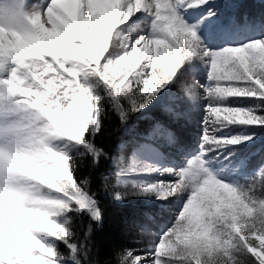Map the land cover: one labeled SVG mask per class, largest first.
Here are the masks:
<instances>
[{
  "label": "snow or ice",
  "instance_id": "6c2138e0",
  "mask_svg": "<svg viewBox=\"0 0 264 264\" xmlns=\"http://www.w3.org/2000/svg\"><path fill=\"white\" fill-rule=\"evenodd\" d=\"M0 264H264V3L0 0Z\"/></svg>",
  "mask_w": 264,
  "mask_h": 264
},
{
  "label": "trees",
  "instance_id": "16d2710c",
  "mask_svg": "<svg viewBox=\"0 0 264 264\" xmlns=\"http://www.w3.org/2000/svg\"><path fill=\"white\" fill-rule=\"evenodd\" d=\"M248 3H264V0H246ZM108 203L107 216L103 229L98 233L104 248L110 249L114 245H133L135 240L147 239L148 237L141 233L124 232L123 226L127 219H129L134 209L131 205L121 207L120 205Z\"/></svg>",
  "mask_w": 264,
  "mask_h": 264
}]
</instances>
